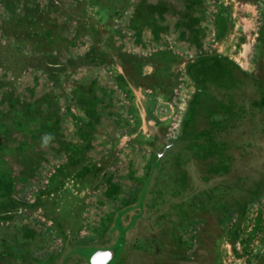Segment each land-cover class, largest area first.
Returning <instances> with one entry per match:
<instances>
[{
  "label": "rangeland",
  "instance_id": "374dc122",
  "mask_svg": "<svg viewBox=\"0 0 264 264\" xmlns=\"http://www.w3.org/2000/svg\"><path fill=\"white\" fill-rule=\"evenodd\" d=\"M100 247L264 264V0H0V264Z\"/></svg>",
  "mask_w": 264,
  "mask_h": 264
},
{
  "label": "crops",
  "instance_id": "0c3cea01",
  "mask_svg": "<svg viewBox=\"0 0 264 264\" xmlns=\"http://www.w3.org/2000/svg\"><path fill=\"white\" fill-rule=\"evenodd\" d=\"M245 44V43H244ZM252 44V45H251ZM244 51V52H243ZM201 55V54H200ZM199 55V56H200ZM244 55H246L245 57H247V60L244 58ZM241 57L242 60L241 61H245V67L242 66V68L246 71L248 67L247 63H251L250 57L253 56V42L251 43H247V46L244 47V49L241 52ZM244 65V64H243ZM162 97V99H160L161 103H162V108L161 111H168V115H172V118H175L174 120V124L172 125L171 131H168V133H162L161 135L163 136V142H169V140L173 137H175V135L179 136L183 134V122L186 116V110L188 106V102H186L184 99H181L182 96L179 95L177 100H169L168 98H166L164 95L159 96V98ZM178 125V127H177ZM160 134V133H158Z\"/></svg>",
  "mask_w": 264,
  "mask_h": 264
},
{
  "label": "water",
  "instance_id": "95a60500",
  "mask_svg": "<svg viewBox=\"0 0 264 264\" xmlns=\"http://www.w3.org/2000/svg\"><path fill=\"white\" fill-rule=\"evenodd\" d=\"M114 255L111 247H100L94 250L89 256L91 264H104Z\"/></svg>",
  "mask_w": 264,
  "mask_h": 264
}]
</instances>
